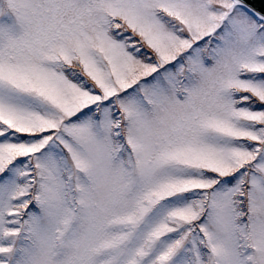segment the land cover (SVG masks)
<instances>
[{
    "label": "snow or ice",
    "instance_id": "1",
    "mask_svg": "<svg viewBox=\"0 0 264 264\" xmlns=\"http://www.w3.org/2000/svg\"><path fill=\"white\" fill-rule=\"evenodd\" d=\"M0 264H264V0H0Z\"/></svg>",
    "mask_w": 264,
    "mask_h": 264
}]
</instances>
